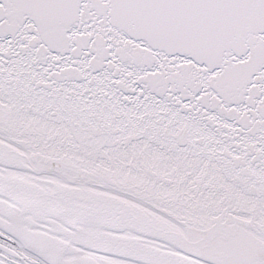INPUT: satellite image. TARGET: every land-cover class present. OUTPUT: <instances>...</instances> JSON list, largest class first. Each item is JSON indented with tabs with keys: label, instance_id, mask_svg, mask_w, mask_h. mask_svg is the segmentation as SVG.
Here are the masks:
<instances>
[{
	"label": "snow or ice",
	"instance_id": "snow-or-ice-1",
	"mask_svg": "<svg viewBox=\"0 0 264 264\" xmlns=\"http://www.w3.org/2000/svg\"><path fill=\"white\" fill-rule=\"evenodd\" d=\"M0 264H264V0H0Z\"/></svg>",
	"mask_w": 264,
	"mask_h": 264
}]
</instances>
